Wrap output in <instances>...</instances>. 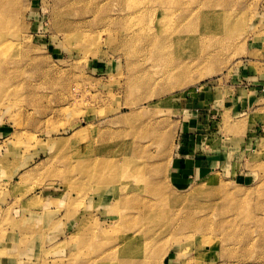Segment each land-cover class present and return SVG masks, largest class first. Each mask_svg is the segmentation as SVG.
<instances>
[{
  "label": "rangeland",
  "instance_id": "1",
  "mask_svg": "<svg viewBox=\"0 0 264 264\" xmlns=\"http://www.w3.org/2000/svg\"><path fill=\"white\" fill-rule=\"evenodd\" d=\"M186 6L208 21L176 16ZM54 7L5 9L13 63L0 79V264H93L125 237L122 264H264V0H183L165 32L133 15L132 56L112 29H90L83 45L65 36ZM253 83V105L241 114L242 90L241 116H231V85ZM196 89L218 102L212 130L238 134L249 121L256 140L243 148L225 137L228 161L186 180L172 159L183 94Z\"/></svg>",
  "mask_w": 264,
  "mask_h": 264
},
{
  "label": "bare ground",
  "instance_id": "2",
  "mask_svg": "<svg viewBox=\"0 0 264 264\" xmlns=\"http://www.w3.org/2000/svg\"><path fill=\"white\" fill-rule=\"evenodd\" d=\"M12 1L14 0H0V79H4V73L7 68L10 67V64L13 63V58L11 56L7 58L4 55V51L7 47L12 46V38L4 30L7 24L6 21L10 19V15L6 13L5 9ZM182 1L183 0H121L120 2L111 4L108 0H55L53 17L55 26L59 31L63 32L65 36L70 32H75L76 34L72 36V38L82 45L84 43L88 44V41L85 40L87 39L85 33L91 34L90 29H94L96 33H98V27H100L102 31H110L112 29L116 34L120 32L117 41L118 45L121 46L126 55L132 56L135 53L133 45L138 41L140 35L134 30L127 29V26L131 23L130 18L133 15H137V17H139L138 20L141 19L144 20V22L154 21L157 31L165 32L166 28L170 26L169 21L173 17L172 13H174L175 8H177ZM182 15L192 17L196 27L198 25L200 26V24L204 25V20L208 21L209 18V14L205 9L197 8L192 12L187 6L184 9L178 10V14L176 13V16L181 17ZM192 27L193 24H191V28ZM156 38L157 37L152 34L144 36V39L146 41H151V43L158 41ZM12 72L15 73V70ZM172 76H174V74ZM188 81L189 78L184 75L176 78V83L179 85ZM133 83V80L130 79L127 83V87L130 88L133 86ZM200 224L202 225V223ZM77 240L80 243L83 242V239ZM131 250V241L127 237L120 238L118 242L108 247L103 252V256L98 257L93 264H107L111 259L117 260V264H122L121 259L129 257L128 253H130Z\"/></svg>",
  "mask_w": 264,
  "mask_h": 264
},
{
  "label": "crops",
  "instance_id": "3",
  "mask_svg": "<svg viewBox=\"0 0 264 264\" xmlns=\"http://www.w3.org/2000/svg\"><path fill=\"white\" fill-rule=\"evenodd\" d=\"M253 85L255 83L251 84V87L231 85L232 90L225 98V108L228 106L232 108L231 116L237 119L241 116L234 114V112H239L236 102L238 92L243 90L247 95L242 104V115L245 108L253 105L255 97ZM206 91L196 89L183 94V110L187 115L182 118L179 125L172 165L174 174L186 180L201 176L207 170L219 168L228 161L229 147L224 145L225 137L229 139L239 137L241 140L239 146L243 148L251 147L256 140L255 125L249 124V121H244L242 131L238 134L231 133L224 136L223 133L212 130L214 128L213 117H215L213 113L216 111L215 105L218 102L216 97L211 99ZM222 105L223 103L220 104L221 108Z\"/></svg>",
  "mask_w": 264,
  "mask_h": 264
}]
</instances>
